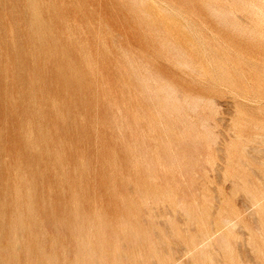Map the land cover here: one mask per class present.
I'll list each match as a JSON object with an SVG mask.
<instances>
[{"label": "rangeland", "instance_id": "obj_1", "mask_svg": "<svg viewBox=\"0 0 264 264\" xmlns=\"http://www.w3.org/2000/svg\"><path fill=\"white\" fill-rule=\"evenodd\" d=\"M263 158L264 0H0V264H264Z\"/></svg>", "mask_w": 264, "mask_h": 264}, {"label": "bare ground", "instance_id": "obj_2", "mask_svg": "<svg viewBox=\"0 0 264 264\" xmlns=\"http://www.w3.org/2000/svg\"><path fill=\"white\" fill-rule=\"evenodd\" d=\"M260 137V136H259ZM245 149V148H244ZM255 150V149H254ZM257 151H260V150H257ZM262 151V150H261ZM260 153V152H259ZM264 159V158H263ZM263 163V162H262ZM262 165V164H261ZM231 177V176H230ZM259 194V193H258ZM248 199V198H247ZM249 201H250V203L253 205V206H255L256 207V213H258L259 211L258 210H260L263 206H264V195H262L261 196V194H260V197H254V196H250L249 195ZM252 206V207H253ZM37 211V210H36ZM259 214V213H258ZM253 217H254V215H253ZM255 222V221H254ZM226 223H227V225H229V224H231L232 223V221H229V220H226ZM258 227V226H257ZM5 231V230H4ZM22 233V232H21ZM263 233V232H262ZM156 234V233H155ZM262 235V234H261ZM209 237V236H208ZM207 237V238H208ZM206 238V239H207ZM261 238H262V236H261ZM211 239V238H210ZM209 239V240H210ZM262 241H264V237H263V239H262ZM207 243H208V240H207ZM212 243V242H211ZM210 243H208V244H206V245H209ZM1 245V244H0ZM18 248V247H17ZM205 249V248H204ZM191 251V250H190Z\"/></svg>", "mask_w": 264, "mask_h": 264}]
</instances>
